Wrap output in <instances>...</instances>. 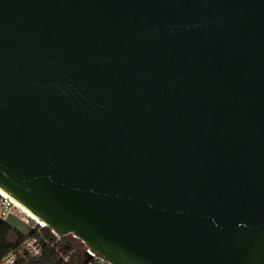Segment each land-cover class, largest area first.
Wrapping results in <instances>:
<instances>
[{
    "label": "water",
    "instance_id": "water-1",
    "mask_svg": "<svg viewBox=\"0 0 264 264\" xmlns=\"http://www.w3.org/2000/svg\"><path fill=\"white\" fill-rule=\"evenodd\" d=\"M0 191L84 264H264V0H0Z\"/></svg>",
    "mask_w": 264,
    "mask_h": 264
},
{
    "label": "trees",
    "instance_id": "trees-1",
    "mask_svg": "<svg viewBox=\"0 0 264 264\" xmlns=\"http://www.w3.org/2000/svg\"><path fill=\"white\" fill-rule=\"evenodd\" d=\"M1 194V193H0ZM2 195V194H1ZM0 195V204L3 201ZM36 232L24 234L0 216V263L13 251L19 249L24 243L33 238ZM47 240H51L44 245L43 254L40 257L26 256L18 260L17 264H84L87 247L85 244L68 235L58 239L51 230L46 229L43 232ZM57 241V243H55ZM70 255V257H69ZM90 264H103L98 259H90ZM106 264V263H104Z\"/></svg>",
    "mask_w": 264,
    "mask_h": 264
},
{
    "label": "built area",
    "instance_id": "built-area-1",
    "mask_svg": "<svg viewBox=\"0 0 264 264\" xmlns=\"http://www.w3.org/2000/svg\"><path fill=\"white\" fill-rule=\"evenodd\" d=\"M1 196L3 198V201L0 204V216H2L5 220H7V218L10 215H14V214L25 215L28 222V223L26 222V224L31 225L32 232H36V235L33 238L28 239L24 243V245H22L19 249L11 252L0 264H17L19 259L21 258L23 259L26 256L40 257L43 254V249H44V245L41 243V240H43L45 244L49 243L52 240V239L47 240L43 235V232L47 228L45 226H41L36 219H33V217L27 214L26 212H22V210L19 209L10 198L8 199L3 195ZM52 233L54 234V237L56 236L58 239L62 238L59 237L54 231H52ZM55 243H57V241ZM87 252H89L88 249L86 250V253ZM91 259H96V258H91ZM100 262L104 264V262H102L101 260Z\"/></svg>",
    "mask_w": 264,
    "mask_h": 264
},
{
    "label": "rangeland",
    "instance_id": "rangeland-1",
    "mask_svg": "<svg viewBox=\"0 0 264 264\" xmlns=\"http://www.w3.org/2000/svg\"><path fill=\"white\" fill-rule=\"evenodd\" d=\"M8 223L11 224L13 227L18 229L24 234H29L32 231V227L30 224H26L27 218L25 215L19 214V215H12L8 218ZM28 223V222H27Z\"/></svg>",
    "mask_w": 264,
    "mask_h": 264
},
{
    "label": "bare ground",
    "instance_id": "bare-ground-1",
    "mask_svg": "<svg viewBox=\"0 0 264 264\" xmlns=\"http://www.w3.org/2000/svg\"><path fill=\"white\" fill-rule=\"evenodd\" d=\"M0 193L4 196V197H6V198H8L4 193H2L1 191H0ZM9 199V198H8ZM15 205L19 208V209H21L22 210V212H25L19 205H17L16 203H15ZM33 219H35V218H33ZM38 223L41 225V226H46L43 222H41V221H38Z\"/></svg>",
    "mask_w": 264,
    "mask_h": 264
},
{
    "label": "crops",
    "instance_id": "crops-1",
    "mask_svg": "<svg viewBox=\"0 0 264 264\" xmlns=\"http://www.w3.org/2000/svg\"><path fill=\"white\" fill-rule=\"evenodd\" d=\"M10 216H12V215H10ZM10 216H9V217H10ZM9 217H8V218H9ZM8 218H7V220H8ZM7 220H6V221H7Z\"/></svg>",
    "mask_w": 264,
    "mask_h": 264
}]
</instances>
